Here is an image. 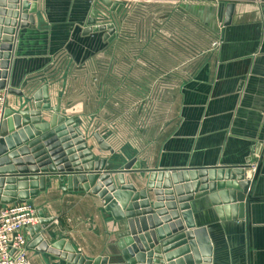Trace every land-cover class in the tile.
<instances>
[{
	"label": "crops",
	"instance_id": "crops-1",
	"mask_svg": "<svg viewBox=\"0 0 264 264\" xmlns=\"http://www.w3.org/2000/svg\"><path fill=\"white\" fill-rule=\"evenodd\" d=\"M180 8L189 16L183 21L194 23L199 39L205 42L208 34L216 46L212 60L192 77H183L177 93L168 77L182 69L176 63L178 55L168 47L156 51L151 42L144 52L139 43L134 67H127V35L115 30L109 41V30L93 32L87 27L93 10L96 27H113L106 16L123 12L102 0H37L33 25L18 29L14 36L6 82L27 97L48 86L51 107L59 99V115L77 120L96 160L116 169L137 161L140 170L124 174L125 184L136 191L146 189L150 171L244 167L251 182L244 220L219 221L207 197L190 201V211L195 227L206 230L212 264H264V0H184ZM144 59L151 66L144 65ZM158 69L167 75L161 89L168 96L160 100L166 112L150 120V131L155 132L150 142L135 143L133 155H127L121 130L117 136L107 134L104 123L111 114L114 122L126 119L127 76L137 90L151 84ZM184 72L185 68L180 74ZM20 104L18 97L7 96V108L17 110ZM51 114L42 112V121L48 122ZM94 134L110 145L113 154L99 150ZM114 136L120 140L115 146L110 142ZM141 137L146 139L142 133ZM110 178L119 188L116 176ZM66 185V179L62 184L52 179L32 201L35 209L53 219L41 233L43 241L51 246L63 240L87 261L105 257L107 264H126L115 246L123 223L112 219L98 197L63 193ZM148 200L154 201L152 193ZM28 257L30 264H71L30 249Z\"/></svg>",
	"mask_w": 264,
	"mask_h": 264
},
{
	"label": "water",
	"instance_id": "water-1",
	"mask_svg": "<svg viewBox=\"0 0 264 264\" xmlns=\"http://www.w3.org/2000/svg\"><path fill=\"white\" fill-rule=\"evenodd\" d=\"M102 2L117 13L122 8L110 0ZM36 13L37 0H0V91L18 97L21 103L20 109L4 110L0 128V206L32 205L50 180L58 179L62 184L66 179L63 193H90L103 202L114 221L123 223L124 230L117 233L115 246L126 264H212L208 235L205 229L195 227L189 202L207 197L219 221L244 220L251 185L244 167L150 171L145 190L136 191L126 185L124 174L140 170L137 161L116 169L105 160H96L77 120L59 115V99L51 107L48 86L28 97L8 86L14 36L18 29L33 25ZM95 16L93 10L87 27L93 32L109 30L112 41V27H96ZM228 23L225 21L224 26ZM48 111L52 112L50 120L43 122L42 112ZM92 137L99 150L113 154L99 134ZM112 174L119 188L114 186ZM149 193L154 201L148 200ZM36 210L38 225L26 229L28 249L61 257L71 264L108 263L105 257L85 260L63 240L48 246L41 233L53 219L46 218L45 210Z\"/></svg>",
	"mask_w": 264,
	"mask_h": 264
},
{
	"label": "rangeland",
	"instance_id": "rangeland-1",
	"mask_svg": "<svg viewBox=\"0 0 264 264\" xmlns=\"http://www.w3.org/2000/svg\"><path fill=\"white\" fill-rule=\"evenodd\" d=\"M114 1L116 4L123 6V12H120V14L111 12V14L106 16V20L109 18L113 26L112 29L114 31L116 30L117 34L127 35V39L129 40L127 49L130 51L126 59L127 67H134L133 54L135 48L137 47L138 49L139 43L142 44L144 52L146 48H150L151 42L156 51L158 48L160 50L168 47L174 52H172L173 54L178 55L177 60L179 61H176V63H179V67L182 70L185 68L184 73L180 74L182 72L180 70L168 77L170 82L175 85L174 91L177 93L180 82H183V77H188V75L192 77L202 65L212 60L216 43L211 41V37L207 33L208 37L205 42L203 37L199 39L194 23H186L187 21H183V18L186 20L189 17L180 8L184 0ZM188 27L190 36L187 31ZM135 39L137 40V45L134 43ZM146 60L148 59L143 60L144 65L151 66ZM158 71L160 72L159 69L156 71L157 73L154 72V80L151 81V84L145 85L141 89L137 88V90L133 88L134 85H130L134 81L128 75V105L125 107L126 119L124 122H114V115L111 114L108 115L110 121L104 123L107 134L117 136V133L121 130V139L127 142V155H133L135 143L143 145L145 140L148 143L150 142V136L153 138V135H155V132L150 131L151 128H149V125L152 124L150 120L157 116H162L166 112L164 109H167V106L162 105L160 100L162 98L166 99L168 96L167 92L161 89L163 85L165 86L163 83H166L167 75L159 73ZM168 93L170 94L171 92ZM142 119L147 121L142 122ZM141 133L145 135L146 139L141 137ZM115 136L110 139V142L114 146L117 141H120Z\"/></svg>",
	"mask_w": 264,
	"mask_h": 264
},
{
	"label": "built area",
	"instance_id": "built-area-1",
	"mask_svg": "<svg viewBox=\"0 0 264 264\" xmlns=\"http://www.w3.org/2000/svg\"><path fill=\"white\" fill-rule=\"evenodd\" d=\"M7 96L6 91H0V128L7 108ZM39 220L33 205L15 203L0 206V264H30L26 229L38 225Z\"/></svg>",
	"mask_w": 264,
	"mask_h": 264
}]
</instances>
